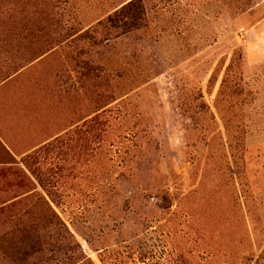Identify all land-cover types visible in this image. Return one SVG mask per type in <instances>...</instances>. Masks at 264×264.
<instances>
[{"label":"rangeland","instance_id":"obj_1","mask_svg":"<svg viewBox=\"0 0 264 264\" xmlns=\"http://www.w3.org/2000/svg\"><path fill=\"white\" fill-rule=\"evenodd\" d=\"M128 1L0 0V264H264V0Z\"/></svg>","mask_w":264,"mask_h":264},{"label":"trees","instance_id":"obj_2","mask_svg":"<svg viewBox=\"0 0 264 264\" xmlns=\"http://www.w3.org/2000/svg\"><path fill=\"white\" fill-rule=\"evenodd\" d=\"M142 7L138 3V0H129L125 4H123L115 13L109 17L108 21L114 29L126 31L129 30L132 27H136L140 24L139 20L142 19ZM85 67L89 70H94V68L88 63L85 62ZM43 218V217H42ZM42 223L46 226L48 225H55L58 226L57 229V235L58 238L55 237L54 243L56 244V251L61 250V248H65L68 246L67 238L65 236L60 237V225L62 226V222H60L58 216L56 213L51 212L49 214H46V216L42 219ZM64 227V225H63ZM32 228V238L28 239L27 241L22 242V244H17L20 242V240L13 245L10 249H12L11 252L9 250L6 252L9 257L12 258L11 260L16 264H40L44 263L45 261L43 259V255L46 251L51 250L50 246L47 243V240L43 239L42 235L39 234L35 227ZM55 231V230H54ZM66 231V228H65ZM67 234L72 237V235L68 232ZM28 235V232H27ZM78 246V244H75V246ZM70 246H68L69 248ZM72 249H74V245L72 246ZM12 253V254H10ZM68 258H71V256H68Z\"/></svg>","mask_w":264,"mask_h":264}]
</instances>
